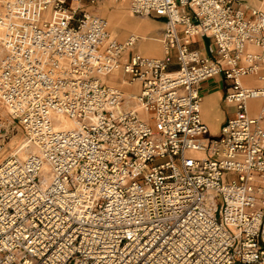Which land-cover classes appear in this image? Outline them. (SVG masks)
Returning a JSON list of instances; mask_svg holds the SVG:
<instances>
[{"label": "built area", "instance_id": "built-area-1", "mask_svg": "<svg viewBox=\"0 0 264 264\" xmlns=\"http://www.w3.org/2000/svg\"><path fill=\"white\" fill-rule=\"evenodd\" d=\"M102 1L0 0V264H264V10L128 0L162 22L152 59ZM219 76L235 112L213 136Z\"/></svg>", "mask_w": 264, "mask_h": 264}, {"label": "crops", "instance_id": "crops-1", "mask_svg": "<svg viewBox=\"0 0 264 264\" xmlns=\"http://www.w3.org/2000/svg\"><path fill=\"white\" fill-rule=\"evenodd\" d=\"M104 1H108L107 3L104 4L103 9L99 12L97 11V13H101V15L103 17H106L107 19L111 18L113 16V13H115V11H126L129 13V4L126 1H121L120 3L116 4L114 1H118V0H104ZM244 3V6H248L251 8H257V9H262L264 10V0L261 1H257V0H242ZM115 7L114 10H111L110 8ZM157 23H159L162 28V22L161 21H157L155 20ZM136 24V26H142L141 29H139L138 31L145 33V36L140 37L142 38V42L148 43L147 45H145V43H143V45H138V48L135 49V52L140 53L141 55H144L146 57L149 58H163V52H162V44H161V38L160 36H151L148 37V34L152 31L158 30L160 27L158 26H152L150 23L148 22H137L134 23ZM130 35V34H128ZM126 35V36H128ZM147 40V42L145 41ZM206 39L203 38H196L194 39V45H196L195 41L198 42L199 45H197L194 49L199 50L200 52H202L203 54H207L208 53V47H207V52H206V47L204 45V41ZM120 41H123V38L120 39ZM208 41V40H207ZM153 43V44H157L159 46V50L153 48H149L148 46ZM141 44V43H140ZM209 44V42H208ZM161 56V57H160ZM120 78V77H119ZM113 83H115L116 85H120L121 87H123L122 83H119L117 81L118 76H113ZM249 84H252L254 86H259V82L254 81L253 79L249 81ZM200 92L203 96V103H202V117L204 122L206 123V125L208 126L209 130L211 131L213 136H217L220 134V131L222 129V126L224 125V123L231 118L232 116H234V108L231 107L230 105H228L225 102V94H226V83L224 82V79L219 76L216 78H213L209 81H206L204 83L201 84L200 86ZM222 106H226L228 108L227 112H224L222 110ZM250 106H252V108H256L257 106H260V102H251Z\"/></svg>", "mask_w": 264, "mask_h": 264}, {"label": "rangeland", "instance_id": "rangeland-1", "mask_svg": "<svg viewBox=\"0 0 264 264\" xmlns=\"http://www.w3.org/2000/svg\"><path fill=\"white\" fill-rule=\"evenodd\" d=\"M121 1L122 0H118V1H114V2L116 4H118ZM107 2L108 1H102L97 6L90 7L89 8L90 12H92L93 14H95L97 16L103 17L101 15V13H97V11L100 12L103 9L104 4L107 3ZM110 9L114 10L115 7H112ZM103 18L107 19L106 17H103ZM107 21L109 23V29H110L113 37L116 38L119 41L122 38H123V40H125L126 37H127L126 35H128V34H134V35H137V36H140V37L145 36V33H142L140 31H138L139 29L142 28V26H136V24H134V23H136V21L137 22H144L145 21V22L150 23L152 26L156 25V26L160 27L158 30L150 32L148 34V37H151L152 35L153 36H160L161 31H162V26L159 23H157L154 19H147V18H141V17L132 16L130 13H128L126 11H122V10H119V11L116 10L115 13H113V16L111 18L107 19ZM145 41L147 42V40H145ZM143 43H145V42H141V44H139V45H143ZM195 43H196V45H193L194 48L197 45H199L198 42L195 41ZM147 44L148 43H145V45H147ZM204 45L206 47V52H207V47H208V41L207 40L204 41ZM148 47L149 48H153L154 47L155 49L159 50V46L157 44L151 43ZM137 48H138V45L134 48V50L137 49ZM134 50H131L130 52L132 53V52H134ZM0 55H1V51H0ZM116 86L118 88L131 89V88L125 87L124 85H123V87H121L120 85H116ZM252 102H255V101H252ZM1 107L2 106L0 105V118L3 121H6L7 118H8L7 110H5V108H3V107L1 108ZM1 109H2V111H1ZM222 110L224 112H227L228 108L226 106H222ZM209 132L212 135L210 130H209ZM15 141H13V143Z\"/></svg>", "mask_w": 264, "mask_h": 264}, {"label": "bare ground", "instance_id": "bare-ground-1", "mask_svg": "<svg viewBox=\"0 0 264 264\" xmlns=\"http://www.w3.org/2000/svg\"><path fill=\"white\" fill-rule=\"evenodd\" d=\"M112 1V0H111ZM122 1H126L128 4H129V1L128 0H122ZM113 2V1H112ZM129 13L131 14V12H130V10H129ZM132 15V14H131ZM133 16V15H132ZM132 36H137V35H134V34H130V35H128L127 37H126V39L125 40H123V41H119V40H117L116 38V40L118 41V42H120V43H125L130 37H132ZM161 41V40H160ZM141 42H142V40H141ZM140 42V43H141ZM139 43V44H140ZM161 44H162V41H161ZM162 52H163V45H162ZM146 57V56H145ZM163 57H164V52H163ZM152 59H157V58H152ZM161 59V58H160ZM115 76H117V75H115ZM119 77V76H118ZM121 78V77H120ZM111 82H112V84H114V85H116L115 83H113V79H111ZM125 87H128V88H130L128 85H127V83L126 82H123L122 83ZM2 108V107H1ZM6 110V109H5ZM1 111H2V109H1ZM4 112V111H3ZM201 114H202V107H201ZM64 127H66V128H71V124H69V123H66L65 125H64Z\"/></svg>", "mask_w": 264, "mask_h": 264}]
</instances>
